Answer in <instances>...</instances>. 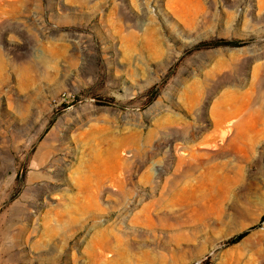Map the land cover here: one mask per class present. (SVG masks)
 Segmentation results:
<instances>
[{
    "label": "rangeland",
    "instance_id": "1",
    "mask_svg": "<svg viewBox=\"0 0 264 264\" xmlns=\"http://www.w3.org/2000/svg\"><path fill=\"white\" fill-rule=\"evenodd\" d=\"M0 264H264V0H0Z\"/></svg>",
    "mask_w": 264,
    "mask_h": 264
},
{
    "label": "trees",
    "instance_id": "2",
    "mask_svg": "<svg viewBox=\"0 0 264 264\" xmlns=\"http://www.w3.org/2000/svg\"><path fill=\"white\" fill-rule=\"evenodd\" d=\"M227 43H224V45H226ZM243 237V235L239 236V238Z\"/></svg>",
    "mask_w": 264,
    "mask_h": 264
}]
</instances>
